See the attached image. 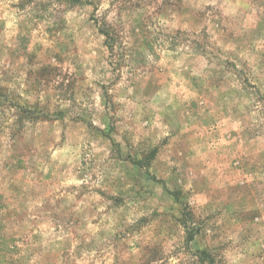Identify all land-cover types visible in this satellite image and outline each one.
Listing matches in <instances>:
<instances>
[{
  "label": "rangeland",
  "instance_id": "1",
  "mask_svg": "<svg viewBox=\"0 0 264 264\" xmlns=\"http://www.w3.org/2000/svg\"><path fill=\"white\" fill-rule=\"evenodd\" d=\"M0 264H264V0H0Z\"/></svg>",
  "mask_w": 264,
  "mask_h": 264
},
{
  "label": "trees",
  "instance_id": "2",
  "mask_svg": "<svg viewBox=\"0 0 264 264\" xmlns=\"http://www.w3.org/2000/svg\"><path fill=\"white\" fill-rule=\"evenodd\" d=\"M98 25H99L100 32L106 37V44L108 48L110 49L111 52H113L114 49L116 48V43H117L116 33L112 30V27L107 23L105 19L100 20L98 22ZM187 217H188V212L184 208L183 213H182V218L180 221L183 224L185 232H186V241L189 243L192 240H194L196 234L199 231L197 230L196 226H194L192 223H189V220L187 219Z\"/></svg>",
  "mask_w": 264,
  "mask_h": 264
}]
</instances>
